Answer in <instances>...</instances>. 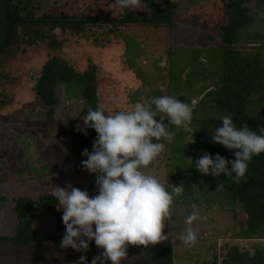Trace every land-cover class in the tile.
<instances>
[{
	"label": "rangeland",
	"instance_id": "374dc122",
	"mask_svg": "<svg viewBox=\"0 0 264 264\" xmlns=\"http://www.w3.org/2000/svg\"><path fill=\"white\" fill-rule=\"evenodd\" d=\"M41 1L44 6L39 16L45 11L82 12L104 21L135 11L148 17L147 10L123 8L115 0ZM221 7L222 0H175L166 15L167 23L160 28L142 22L123 23L113 31L103 22L97 31L81 34H63L57 28V35L66 38L59 51H51L46 40L29 46L9 62L6 71L16 81L7 86L11 100L0 109V193L6 198L0 209V236L15 230L17 220L12 208L15 197L38 198L52 193L55 185L66 187L69 183L95 196L88 189L92 173L82 168L78 156L82 120L90 108L83 94V82L77 78L60 82L57 88L61 101L54 110L33 90L46 62L59 54L68 58L78 71H85L90 59L99 79L98 104L114 112L131 108L142 97L164 95L179 100L184 96L185 103L193 106L192 131L169 125V130L175 132L172 144L165 142V151L144 169L169 191L170 184L184 185L183 193L174 198L172 220L165 222L164 229L173 238L176 264L214 262L215 253L220 259L225 256L226 243L249 248L252 254L257 251L255 242L264 246V239L243 234L241 225L245 219L225 183L201 174L192 164L194 158L205 152L202 123L213 113L209 93L220 84L217 73L221 70V55L206 36L216 32ZM251 14L254 22L240 33L243 55L260 52L264 63V0L253 2ZM263 106L253 98L249 111L252 115L259 113ZM193 205L199 218L191 227L198 239L188 246L180 237L189 227L185 219L192 213ZM33 225L48 232L66 231L62 210L58 211L57 206L36 211ZM101 252L94 242L87 253H82L61 248L59 242L45 243L38 250L34 245L0 238V264H73L82 255L91 264Z\"/></svg>",
	"mask_w": 264,
	"mask_h": 264
},
{
	"label": "trees",
	"instance_id": "16d2710c",
	"mask_svg": "<svg viewBox=\"0 0 264 264\" xmlns=\"http://www.w3.org/2000/svg\"><path fill=\"white\" fill-rule=\"evenodd\" d=\"M254 1L222 0L221 21L216 32L206 36L207 41L212 43L213 47L218 48L221 55V70L217 73L220 76V84H218V89L209 93V95L212 94L213 113L207 116L202 123V148L213 157L219 153L230 160L235 159L234 150L230 151L219 143L211 142L212 133L221 126L222 116L231 115L238 128L246 123L251 130L259 132V129L264 127V110L253 115L249 111V105L253 98L264 105V63L260 52L252 56L243 55L240 37L242 30L254 22V17L251 14ZM5 2L9 18V35L0 51V109L9 103L8 100H11L7 86L16 81V78L6 71L9 62L19 53L26 51L29 46L46 40V45L51 51H59L65 44L66 38L57 35V28H60L63 34L97 31V27H101L100 24L103 22L108 24L110 31L117 30L120 24L134 22H142L150 24L154 28H160L162 24L167 23L166 15L168 16L173 3L172 0H159V2L147 0L148 17L130 11L127 16L117 19L108 17L101 21L100 18L95 17L96 20H94V16L88 17L86 13L82 12L67 14L61 11L55 14L45 11L39 16L44 6L41 0H5ZM52 56L46 62L38 82L34 83L33 90L50 110H54L61 101L57 85L60 82L77 78L84 84L83 94L90 102L89 107L95 110L99 105V79L90 59L88 68L85 71H78L68 58L59 54ZM185 99L184 96L180 97L183 102ZM104 108L106 114L108 112L115 113L107 106ZM81 128L78 156L83 161L87 157L81 153L85 148L92 150L97 133L83 120ZM198 158L200 157L193 160L194 167L195 160ZM213 178L225 183V187L232 193L234 203L241 209L245 219L241 229H243L245 237L249 235L248 237H254L257 240L264 239V153L253 156L246 175L239 182L235 180V173H232V176L221 174L220 177ZM95 181L96 174L92 173L88 189L97 195L98 187ZM5 200L6 198L0 193V209ZM12 201V208L17 220L16 227L13 233L1 235L0 238L18 244L34 245L38 250L45 243H60L65 232H48L33 225L36 211L40 213L50 206H57V201L51 193L42 194L38 198L19 196ZM237 224L239 225L238 221ZM172 239L170 236L167 241L147 248L129 245L127 248L128 257L121 264H176ZM259 243H254V248L257 251L253 254L249 248L242 249L236 243H226L223 246L225 256L220 259L215 253L214 262L207 264H264V246ZM106 264H111V262L108 261Z\"/></svg>",
	"mask_w": 264,
	"mask_h": 264
},
{
	"label": "clouds",
	"instance_id": "9594fccd",
	"mask_svg": "<svg viewBox=\"0 0 264 264\" xmlns=\"http://www.w3.org/2000/svg\"><path fill=\"white\" fill-rule=\"evenodd\" d=\"M115 2L137 11L146 10L147 4V0ZM193 110L192 105L169 95L142 97L131 108L115 113L106 114L103 105L95 110L87 109L83 121L95 129L97 137L92 150L85 148L81 153L87 157L82 161V168L96 174L98 194L90 196L87 190L70 183L66 187L55 185L52 189L66 228L61 248L87 253L94 241L102 252L91 264L108 261L121 264L128 257L129 245L147 248L169 239V234L164 233L165 222L172 220L174 198L183 193L184 185L170 184L169 191L144 169L165 151V142L172 144L175 132L169 130V125L192 131ZM211 142L234 150L235 159L219 153L213 157L204 152L195 160L196 169L213 177L235 173V180L239 182L246 175L253 156L264 153V127L259 132L251 130L246 123L238 128L231 115H224L221 126L212 133ZM198 218L199 211L193 205L192 213L185 219L189 227L180 237L185 245H194L197 240L191 225ZM73 264H87V256L82 255Z\"/></svg>",
	"mask_w": 264,
	"mask_h": 264
},
{
	"label": "water",
	"instance_id": "95a60500",
	"mask_svg": "<svg viewBox=\"0 0 264 264\" xmlns=\"http://www.w3.org/2000/svg\"><path fill=\"white\" fill-rule=\"evenodd\" d=\"M9 35V18L5 0H0V51Z\"/></svg>",
	"mask_w": 264,
	"mask_h": 264
}]
</instances>
